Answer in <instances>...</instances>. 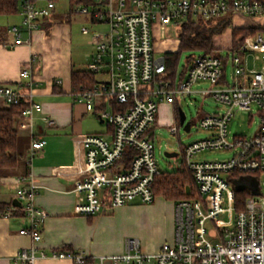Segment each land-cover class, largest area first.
Here are the masks:
<instances>
[{
	"label": "built area",
	"instance_id": "2783aa9c",
	"mask_svg": "<svg viewBox=\"0 0 264 264\" xmlns=\"http://www.w3.org/2000/svg\"><path fill=\"white\" fill-rule=\"evenodd\" d=\"M55 2L48 0L41 5L39 0H21L22 22L9 28L14 36L9 46L29 44L33 33L49 22ZM72 11L84 15L90 24L81 31L93 47L87 69L97 77L93 87L76 92V99L88 110L101 101L99 116L111 127L110 135L90 133L82 137L84 173L75 187L82 197L75 206L78 214L96 216L135 200H156L154 184L161 169L153 131L162 103L173 104L194 92V84L208 82L210 87L198 92L213 97L224 108L202 114L200 126L211 134L183 146L184 162L193 173L197 195L174 200V239L154 252H145L137 239H128L124 252L101 255V263L264 264V0H89L74 5ZM228 16L234 27V17L248 19L242 27L254 32L244 35L236 49L229 46L231 56L194 54L186 78L173 81L165 55L156 56L155 32L165 41L168 31L180 34L181 26L190 20L219 22ZM35 60L33 56L31 62ZM229 63L234 69L231 82ZM30 73L26 68L20 75ZM0 99L7 106L26 102L22 113L30 118L43 109L41 103L9 84H0ZM253 106L260 116L258 130L252 136L234 135L230 139L232 119L237 112L253 111ZM45 119L53 123L50 117ZM170 131L177 133L178 127L172 126ZM46 142L45 138H34L31 154ZM207 150H231L234 154L228 160L194 159ZM15 182L20 185L15 197L31 220L30 227L20 233L35 243L21 249L15 260L35 264L38 257L48 256L44 252L38 256L36 250L47 212L34 201L39 186L32 173L18 175ZM236 184L245 188L237 191ZM238 192L244 194L239 210ZM17 210L8 206L3 215L11 216ZM49 256L80 264L87 260L84 253L64 250Z\"/></svg>",
	"mask_w": 264,
	"mask_h": 264
},
{
	"label": "crops",
	"instance_id": "0c3cea01",
	"mask_svg": "<svg viewBox=\"0 0 264 264\" xmlns=\"http://www.w3.org/2000/svg\"><path fill=\"white\" fill-rule=\"evenodd\" d=\"M17 14L20 15V8ZM12 16L0 15V84L13 85L28 95L31 101L41 103L43 109L35 112L32 118L22 113L14 119L18 134V166L0 171V202L19 210L11 216H4L3 213L0 215V264H24L15 260L16 255L21 249H29L35 244L29 235L20 233L22 228L30 227L31 220L22 210V202L15 197L20 187L15 178L26 172L32 173L39 186L34 197L36 205L47 212L42 239L36 243V250L38 256L41 252L48 256L38 257L35 264H80L70 258L49 256L59 250L84 253L87 260L81 264H102L101 255L124 252L128 239L125 235L113 238L110 233L111 223L120 210L122 213L127 210L138 212L139 220L157 217L161 221L166 234L157 243L146 248L137 239L145 252L159 250L164 242L174 239V200L159 194L153 203L135 200L114 210L105 209L96 216L80 215L75 210L76 203L82 199L75 191L76 183L84 173L82 137L90 133L110 135L111 127L99 116L98 111L103 107L101 101L94 110H88L84 102L76 99L77 91L72 87V71L82 69H78L81 63L80 43L76 39L72 16H65L55 9L45 27L33 33L29 44L10 47L14 36L9 28L22 22L21 15L17 23L13 22ZM159 37H156V47L161 43L164 55L178 50L179 37L176 39L177 50L165 46L170 39L164 41V38ZM92 52L91 46L88 60ZM33 56L36 60L32 63ZM26 68H30L31 73L22 77L20 73ZM165 105H172L175 109L178 107L179 110V100ZM5 107L7 105L0 99V109ZM45 116L50 117L53 123H48ZM94 116L105 124V131H100ZM175 120L178 122L177 113ZM158 124L159 118L153 138ZM90 130L94 132H88ZM34 138H45L47 142L32 155ZM15 201L20 204H14Z\"/></svg>",
	"mask_w": 264,
	"mask_h": 264
},
{
	"label": "rangeland",
	"instance_id": "374dc122",
	"mask_svg": "<svg viewBox=\"0 0 264 264\" xmlns=\"http://www.w3.org/2000/svg\"><path fill=\"white\" fill-rule=\"evenodd\" d=\"M19 1L21 2V0ZM39 1L41 5H45L48 0ZM55 3L57 12L61 14H66L69 12L71 7L73 8L69 0H57ZM20 15H13V22L17 23V21L21 18ZM71 20L74 30L77 33L76 39L80 43L79 47L81 52V63L78 65V69H85L88 66V55L91 50V45L89 43V36L83 35L81 33V29L83 26H88L90 24L87 18L80 13L72 14ZM233 20V24L236 25L235 27H242L244 22H249L248 19L245 20L243 17H234ZM155 35L157 38H160L158 32H155ZM164 37L170 39L165 46H167V48L170 50H174L175 48V50H177L176 39L179 37L178 31H175L173 34L171 31H168ZM214 44L223 57L228 55L231 56V50L228 48L230 45H232V26L228 27L222 34L216 35L214 38ZM162 49H164V46L161 45V43L159 46L157 45V57L164 56V51H162ZM191 53L192 52L186 51L182 54L179 64L180 69L186 66L187 56H189ZM194 53L196 55H201L204 54V51L198 50ZM233 71L234 69L232 63H229L227 67V76L230 82L232 81ZM209 87L210 84L208 82L196 83L193 85L194 92L187 95L185 98L182 97L179 99V109H181L186 114V122L184 125H181L175 120V115L178 110L177 107L175 109L172 105H165L166 103L159 106V124L155 129L154 143L155 156L158 160L161 171L177 170L180 164L184 161L183 146L188 145L198 139H204L211 134L209 131L204 130L200 126V118L202 114L222 111L224 108L221 104L217 103L213 97H206L198 92L201 89ZM252 109L253 111L251 112L253 114H251L250 111L237 112L229 126L230 139L234 135L252 136L258 130L260 116L256 107L253 106ZM94 119L97 122V125L100 127V131H105V124L101 123L100 120L95 116ZM187 123H190V127H187ZM172 126L178 127L177 133H172L170 131ZM88 132H94V130H90ZM166 152H177L178 155L175 157H168ZM233 154L234 151L231 150H207L198 153L194 159L199 161L228 160L233 156ZM3 170L5 169L0 168V171ZM121 211L122 210L116 213L115 219L111 223V237L117 238L125 235L126 239L136 238L140 240L142 246L149 248L150 246H153V243H157L159 238L165 236L166 229L157 217H153L151 219L145 217V219L139 220L137 219L138 212L127 210L126 213H122ZM113 212H111V214H113ZM145 264H153V262H146Z\"/></svg>",
	"mask_w": 264,
	"mask_h": 264
},
{
	"label": "trees",
	"instance_id": "16d2710c",
	"mask_svg": "<svg viewBox=\"0 0 264 264\" xmlns=\"http://www.w3.org/2000/svg\"><path fill=\"white\" fill-rule=\"evenodd\" d=\"M57 1V0H55ZM89 0H69L72 6L88 2ZM19 12V0H0V15H14ZM72 7L65 16L71 17ZM231 18L228 16L219 22L211 20H190L185 22L180 29V43L178 50L169 52L165 55L168 76L173 81L184 80L187 71L192 62L195 51H204L206 53L219 52L214 44L216 35L222 34L228 27H231ZM253 29L232 26V44L233 49L240 44V39ZM186 51L192 52L187 56V63L182 69L179 68L182 54ZM97 81L96 74L90 72L87 68L72 71V87L74 91L89 89ZM27 105L22 102L16 105H10L0 109V168L12 169L18 166L19 154L17 152L18 134L14 127V119L22 114V110ZM120 109L118 106L115 107ZM178 108V107H177ZM177 120L179 122V110H177ZM28 172H26L27 174ZM190 194H187V189ZM154 191L157 195H163L166 199L181 200L197 195V185L193 173L188 169L183 161L175 171H161L154 184ZM236 209H241L239 199L244 194L237 193ZM8 204L0 202V215L6 211Z\"/></svg>",
	"mask_w": 264,
	"mask_h": 264
},
{
	"label": "water",
	"instance_id": "95a60500",
	"mask_svg": "<svg viewBox=\"0 0 264 264\" xmlns=\"http://www.w3.org/2000/svg\"><path fill=\"white\" fill-rule=\"evenodd\" d=\"M185 122H186V114L181 109H179V123L181 125H184ZM186 125H187V127H190V123H187ZM166 155L168 157H175V156L178 155V153L177 152H166ZM244 188H245L244 185L236 184V190L237 191H242ZM255 192H256V190L254 191V193ZM189 193H190V189L188 188L187 189V194H189ZM14 204H20V203L15 201Z\"/></svg>",
	"mask_w": 264,
	"mask_h": 264
}]
</instances>
